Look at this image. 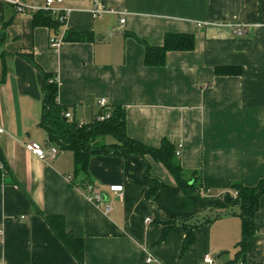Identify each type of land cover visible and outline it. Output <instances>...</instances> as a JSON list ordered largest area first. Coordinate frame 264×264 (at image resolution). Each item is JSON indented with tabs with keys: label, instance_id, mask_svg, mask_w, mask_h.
Returning <instances> with one entry per match:
<instances>
[{
	"label": "crops",
	"instance_id": "crops-1",
	"mask_svg": "<svg viewBox=\"0 0 264 264\" xmlns=\"http://www.w3.org/2000/svg\"><path fill=\"white\" fill-rule=\"evenodd\" d=\"M96 1L115 12L94 16ZM24 2L35 11L19 13L0 1V168L7 167L0 182V264H205L207 256L213 264H264V194L244 255L240 216L225 212L201 225L215 218L214 207L225 203L234 183L255 187L264 178V0H63L54 7L69 13L57 30L33 24L46 0ZM237 28L244 34L235 35ZM71 31L96 40L50 46ZM169 32L193 34L194 50L169 52L164 67H147L133 35L161 46ZM24 53L57 76L58 101L71 106L76 120L97 117L101 99L124 108L127 135L153 148L164 139L181 146L176 162L200 172L206 191L186 194L149 155L94 156L86 177L76 174L70 150L45 160L30 152L29 142L46 150L53 144L40 126L42 75ZM218 67L242 74L217 75ZM146 165L165 185L154 202L146 195ZM86 184L103 194L102 203L88 198ZM113 185L123 193L112 192ZM157 215L201 225L186 252V227L177 224L164 238ZM46 216L62 217L83 241L82 261Z\"/></svg>",
	"mask_w": 264,
	"mask_h": 264
},
{
	"label": "trees",
	"instance_id": "trees-1",
	"mask_svg": "<svg viewBox=\"0 0 264 264\" xmlns=\"http://www.w3.org/2000/svg\"><path fill=\"white\" fill-rule=\"evenodd\" d=\"M33 24L35 27H47L59 29L63 23L58 16H54L50 11L39 10L34 14ZM135 39L144 46V63L147 67H164L167 62L169 52H189L195 48V36L190 33H166L161 46H152L146 41ZM96 38L91 32L71 31L66 32L64 42H93ZM22 56L42 75L43 110L40 126L45 130L48 141L57 146L60 150H70L75 154L76 174L88 177L89 163L94 156H116L122 158L151 156L155 161L163 164L174 177L177 187L186 194H194L206 191L202 185L200 172H187L176 162V146L169 140L164 139L159 148L147 146L137 140L130 138L126 132V111L120 106L109 108L111 114L104 122L97 121L96 117L89 123L80 125V121L73 118H66L65 114L71 112V106L62 105L58 101V80L57 76L46 73L36 63L33 53H24ZM217 75H241L242 69L237 67H218L215 70ZM104 113L101 109L98 115ZM97 115V116H98ZM112 137L115 142L111 144H98V140ZM7 167L0 168V182H2L3 171ZM83 180L82 184H84ZM145 180L147 185L146 195L154 202L165 185L158 179L150 175L149 166L145 168ZM88 184H86L87 188ZM226 195V201L222 205L214 207L217 210L215 218L207 219L201 225L209 224L220 218L225 212L240 216L242 220V238L238 243L239 254H245L248 240L255 234V215L259 207L260 197L264 194V178L255 187L245 186L242 182L232 185V192ZM158 216V215H157ZM47 223L66 245L68 250L79 260H83L84 244L81 239L75 238L66 230L62 217L46 216ZM158 222L164 227V238L177 224H182L187 229V238L184 242L183 252H186L194 242V229L201 226L193 224L190 220H164L157 217Z\"/></svg>",
	"mask_w": 264,
	"mask_h": 264
},
{
	"label": "built area",
	"instance_id": "built-area-1",
	"mask_svg": "<svg viewBox=\"0 0 264 264\" xmlns=\"http://www.w3.org/2000/svg\"><path fill=\"white\" fill-rule=\"evenodd\" d=\"M3 3H6L8 5H11L13 8H15V10L19 13H31L34 12L35 10L31 7H29L24 0H0ZM62 3L63 0H46V6L45 8H43V10L46 11H50L54 16H58V18L60 19V21L64 24L67 21V17H68V10H62L60 8L54 7L55 3ZM115 10L110 7L107 6L105 4H102L101 2L96 1L94 4V9H93V14L96 17H100L106 13H114ZM121 24L125 23V19L121 18L120 20ZM234 34L237 36L243 35L244 34V30L242 28H237L234 31ZM62 39H51L50 40V46L52 48H57L60 46V44L62 43ZM99 107L104 110V113L98 115L96 117L97 121L100 122H104L105 120L109 119L110 117V113H109V108L110 106L108 105L107 101L105 99H101L98 102ZM66 118L72 120L73 114L71 112H67L65 114ZM85 123L80 122V125H84ZM3 130L0 129V133H2ZM27 148L30 152H32L34 155H36L38 158L45 160L47 158V154H49L52 158H55L58 153L60 152V149L57 146L54 145H50L48 147V149L46 150L45 148L41 147L39 144L35 143V142H29L27 144ZM181 155V146L179 147V149L176 151V156H180ZM88 190V192L90 194H88V198L93 201L94 203H102L104 201V196L101 192L96 191L95 187L91 184H89L86 188ZM110 190L116 194H122L124 191V187L122 185H113L110 187ZM232 194L234 196L237 195V192H232ZM112 207L108 206L106 208V211H111ZM150 221V220H148ZM2 234V231H0V235ZM147 262H150V260H147ZM205 264H213V259L210 256H207L205 258Z\"/></svg>",
	"mask_w": 264,
	"mask_h": 264
},
{
	"label": "rangeland",
	"instance_id": "rangeland-1",
	"mask_svg": "<svg viewBox=\"0 0 264 264\" xmlns=\"http://www.w3.org/2000/svg\"><path fill=\"white\" fill-rule=\"evenodd\" d=\"M106 139H107L108 143L114 141V139L112 137H106ZM42 146H44V142H42Z\"/></svg>",
	"mask_w": 264,
	"mask_h": 264
}]
</instances>
